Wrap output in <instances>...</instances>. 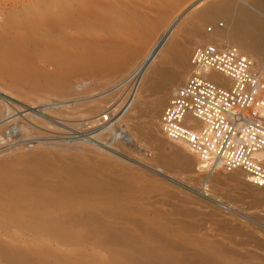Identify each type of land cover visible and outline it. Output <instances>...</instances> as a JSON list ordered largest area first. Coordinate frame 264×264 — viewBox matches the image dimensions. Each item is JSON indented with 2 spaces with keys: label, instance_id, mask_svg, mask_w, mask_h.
Here are the masks:
<instances>
[{
  "label": "bare ground",
  "instance_id": "obj_1",
  "mask_svg": "<svg viewBox=\"0 0 264 264\" xmlns=\"http://www.w3.org/2000/svg\"><path fill=\"white\" fill-rule=\"evenodd\" d=\"M145 1L146 0H144V2ZM147 1H148V5L144 6V5L140 4V2L143 3V0H137V1H134V0H43V1H40V4H37L36 7L23 6V7L19 8L18 12H15V13H17V15H18V13H20L21 18L23 17V20L21 19L22 22H21L20 26L17 27V30L16 31L13 30L12 32L2 30L3 32L2 31L0 32V81H1V77H4L3 78L4 80H5V78H7V80H9V82L20 83V84L22 83V84H24V86L30 87V88H32V87L36 88V87H38V86L40 87L42 85L41 87H45L44 88L45 90L46 89L50 90V91L56 93L57 95L61 94L60 96H62L63 93H65L68 89L71 88V85L74 82V79L76 80L78 74H76V76H75L76 78H75L74 72L77 71L78 69H81V70L83 69L82 70L83 73H84V71L88 72V74L86 73V75L91 76L90 73H92L94 71L96 72V67H97L96 65L106 66V69H107V67H109V69L112 68L111 69L112 71L110 70L111 72H113V69L118 68L124 64L130 65L131 62L133 63V61L134 60L136 61V59H137V55H138V54H136L137 50H139V48H140L139 51H142L141 47L143 46V48H144V44L146 45V42L144 44L141 43L142 46H140L139 48L137 47L138 49L135 47L137 50L134 49V47L127 42L128 37H130V34H134L137 31H139V32L142 31L141 34L139 33L140 35L137 32L138 37L134 35V37L138 38V39L136 38L137 39L136 44H137L138 40L141 38L143 40L144 39L148 40L150 34L152 35V32L154 31L153 27L156 28L158 25L160 26L161 25L160 23H162L164 21V19L166 18V16H168L167 15L168 12L169 11L171 12V10L175 11L176 7L178 5H180V3L183 0H147ZM249 2L253 8V10H251V11H249L247 9H246L247 11H245L243 8H241L243 6L240 7L238 5H235V3L232 0H218L215 3L213 2L214 4H211L209 6L201 8L189 20V23L187 24V26L180 31V33L186 37V38H183V37H181V38L185 39L184 42H187V43L189 40H191V41H189V44H191V45H192L191 42L194 39H196L197 42H200L198 40H201V39H208L207 41L210 44L208 43V44H203V45H215L217 47H218V45H216L217 44L216 38L225 40V42H227L226 44H228L227 45L228 47L230 46L229 44H231L232 46H230V47L236 48L241 54L246 56L251 62L252 61L255 62V63L252 62L254 65V70L258 71L259 73H264V70L260 69L257 66L261 60H264V16L262 15V12L264 11V2L261 0H249ZM183 4L184 3H182V5ZM138 6H139V8H135ZM200 6H201L200 1L193 5V7H195V8H198ZM139 9H140V11L141 10H143V11L146 10L145 12L149 11L148 13H150V10H152V12L155 13V16L152 19H150L148 17L150 20H147L148 18L147 17H146L147 19L145 18V16H147V15L143 14V12H140ZM14 11H15V9H14ZM15 13H13V14H15ZM6 15H5V17H6ZM17 15H16V17H18ZM9 17L11 18V16H9ZM12 18L10 21H13ZM218 20L224 21V24H225V25H223L224 28L219 29V28L215 27L212 35H209L207 37V35L209 33L208 32L205 35L207 38H203L204 35L203 34H202L203 36L201 35V31L199 32L198 26L203 25V24H209V25L215 24V22H217ZM1 21H2V19H1ZM14 21H16L15 18H14ZM4 22H7L8 24H10L9 20L7 21V18L4 20ZM16 23H17V21H16ZM0 24H2V23H0ZM4 28H5V26H4ZM211 28L212 27H210V29ZM115 30L117 31L116 33H115ZM155 32H156V30H155ZM155 32H153V33H155ZM119 34H121L122 37H120ZM209 34H211V32ZM151 37H154V36H151ZM187 38L189 39L188 41H186ZM132 39L134 40V38H132ZM132 39L130 41H132ZM179 39H180V36H179ZM182 42H183V40H182ZM167 43H168V41H167ZM167 43L165 42V44L162 46V49L159 51L160 52L159 55L153 61L151 59L154 56L151 59H149V62H147L146 65L142 66L141 68L139 67L140 71H143L142 72L143 74H141L142 76L140 75V77H139L140 80H139V83H137L138 86L136 88V90H137V92H135L136 94L138 93L139 89L140 90L142 89L143 91H148V93L150 92L149 94L153 93L155 95H156V93L158 95V92L166 93L169 89H171L172 93L170 91H168L171 93V95L169 97V99H170L173 96V94L175 93L176 89L180 86V85H178V83L181 82L182 80H184V77L186 76L185 74L188 73L185 71H187L189 69L188 76L190 75V67H189V65H186L187 62L185 63V60H186L185 54L183 53V51H181V47H183V46H181V44L178 43L180 45L179 46L180 48H179L177 46V44H175V42H171L168 44ZM187 43H186V45L188 47L189 44H187ZM160 45H161V43H160ZM137 46H139V45H137ZM200 46H202V45H200ZM140 55H141V53H140ZM140 55H138L140 58H139V60L137 59L138 62L136 63V66L134 67L133 71L136 68L138 69L137 66H138L140 59L142 57V55L141 56ZM37 59L38 60L42 59V60L47 61V65L49 67L52 66V68L55 69L56 73L53 76H50V74L48 76V74H47L48 72H46L47 70L44 71L45 69L42 70L39 67H38L39 69H35V70L31 69L30 65H35L33 63H35V61ZM85 62H87V63H85ZM168 63L174 65L173 66L174 70L173 69L172 70L167 69ZM125 67H127V66H125ZM101 68L103 69V67H101ZM104 70L105 69L102 70L103 73H105ZM45 72L47 75L45 74ZM99 72L100 71H98V73ZM119 72H120V70H119ZM51 73H53V72H51ZM115 73H116V71H115ZM128 75H127V77H128ZM79 76H78V78H80ZM92 76H93V73H92ZM98 76L99 75H97V78H100ZM100 76H102V75H100ZM108 76H109V74H108ZM188 76H186V77L188 78ZM105 77H106V75H105ZM127 77L125 79H123L122 83L126 84ZM208 77L211 81L220 84L222 87H229L230 86V82L227 79H225L222 76L215 74L211 71L208 72ZM78 78H77V80L79 82H81ZM83 78H84V76L82 77V79ZM95 78H96V76H95ZM97 78H96V80H97ZM102 78L104 80V75L102 76ZM91 80L89 79L86 81L89 82ZM106 80H109V79H107V77H106ZM38 81H40V82H38ZM98 81H99V79H98ZM133 81H134V79H133ZM1 82H3V80ZM94 82H95V80H94ZM130 82H132V81H130ZM85 83H83V82H82V84L75 83L76 84L75 90L77 92H76V95L75 94H73V95H75L77 97L84 96L85 98H87L86 95L91 94V89H96L98 86L97 85L95 88L94 87L88 88V86L87 87L85 86ZM6 86H8V85H6ZM14 86L18 87L19 84L14 85ZM100 86L101 85L99 84L98 87H100ZM20 88H22V87L20 86ZM23 88H25V87H23ZM97 89H99V88H97ZM119 91H120V89H119ZM45 93H47V91ZM69 93H70V91H69ZM15 94H16V92L14 93V95ZM43 94H42V96H43ZM21 95H23V93ZM37 95H38V93H37ZM37 95H35V96L38 97ZM47 95L48 94H46V96ZM115 95H117V94H115ZM155 95H152V96H155ZM163 95H169V94H163ZM16 96H17V94H16ZM46 96L44 95L43 97L46 98ZM65 96H66V94H65ZM65 96L63 94L64 98H62V99H64V100L66 99V101H67L68 100L67 98H69V97H65ZM88 96L90 97V95H88ZM146 96L149 97L150 95H146ZM152 96H150V97H152ZM43 97L40 100H43ZM47 97H50V96H47ZM143 98H145V97H143ZM55 99H57V97ZM55 99H53V101ZM38 100H36V102ZM78 100H80V99H78ZM87 100H88V98H87ZM99 100L100 99H98V101ZM160 100H161V98H160ZM1 101L2 100H0V150H2L4 147L5 148L10 147L11 149H16L19 147L18 150L23 149V151H24V149H25V151H27L28 153L25 154L26 152L24 153V152L20 151L21 153H24L23 159H21V161L16 164V166L13 168L14 170L12 169L11 172L6 171V170L4 172L0 171V264H95L92 262L95 259V258L93 259V257H95V255L94 256L92 255L93 257L87 256V254H84L82 251H80V249L79 250H77V249L72 250V251H70V254H66L65 251L62 249L64 247H66V245L69 246V244H67V242H69L70 238H72L71 236L74 235L73 233L77 232V231H80L82 238H83V236L84 237L88 236V239L91 236H93L92 238H94V239H95V237L100 238V239H98V238H96V239L98 241H100V243L102 241V243L105 246L109 245L107 248H110L111 246H115L114 248L118 247L117 249H119V247H121L120 249H121V251H123L122 247H124V248L128 249L126 251L132 250L135 252V254H136V251H139L142 255L141 260H138V261L133 260L134 262H131L132 260L129 261V259L125 258L126 252L124 253L125 255H123L122 252L120 251V249H119L120 252L119 251L116 252L115 251L116 249L113 248L114 251L113 252L111 251L108 253L107 259H108V261L115 262V264H221V262H219L218 260H215L218 257V255L220 256V254H218L217 257L215 258L214 255L216 253L213 254L214 252L213 253L210 252V251H212L210 248H212L211 245L214 243L213 241H212L213 243L210 244V246H209L210 248L207 246L210 249V251H206L208 248L205 250L204 246L201 247V250H203V248H204L205 252H202L200 249H199L200 251H197L198 249L197 250L194 249V251L184 249L183 250L184 252H181V253H183V255L180 254L181 255L180 258L174 257L173 252L175 249H177L179 247H186V246L189 247L191 242H189V240L186 238L179 239L180 236L178 237L177 233L173 232V229L170 230L169 226H168V229L170 231L168 232L165 229V228H167V226L162 227L163 225L161 226L159 224H153V223H152L153 225L148 224L147 221H149L151 218L149 220L146 219L147 217L145 216V213H144L145 211H142V209L140 207L139 208L137 206L135 207L134 204H131L130 202H128L129 197L132 194V192H131L133 190L132 186L129 189V186L124 184V182H123L124 179H123V181L118 182L117 180L115 181L113 179H110L109 178L110 176H107L108 174L105 175L108 178L105 177L103 179H102V176H100L101 179L95 178V176H92L93 174H90L89 170L87 169L88 167L86 168V165L84 164V162L80 160V158H81L80 156L81 155L83 156L85 154H81L80 156L77 155L78 157H80L79 159H77L76 155L71 156L70 154H68L69 156L67 157L65 162H63V160H58V157H56L55 155H52L50 153L51 151H49V147H53L52 145H54V144L49 143V142L46 143V142H44L45 140H43V141L40 140V141H38L39 142L38 143L35 140L36 138H33L31 134L23 132L22 125L20 124V122H18L16 119H14L13 116L11 115V110H10L9 106L6 105L3 101L2 102ZM49 101H51V100H49ZM49 101H47V102H49ZM58 101H62V100H60L58 98ZM70 101L71 100H69V102ZM72 101H73V98H72ZM82 101H83V99H82ZM92 101H90V103ZM14 102L16 103L15 100H14ZM39 102L40 101H38V103ZM79 102H81V101H78V104L81 105V103H79ZM93 102L95 103V101H93ZM35 103H33V104H35ZM38 103H37V105H38ZM46 103H45V105H46ZM67 103H68V101H67ZM72 103L74 104V102H72ZM157 103L159 105L160 102H157ZM41 104H42V101H41ZM101 104H104V103L102 102ZM142 104H144V103H142ZM85 105H87V104H85ZM153 105H155V102L153 103ZM31 106H33V105L31 104ZM49 106L51 108V105H49ZM72 106H71V109H72ZM82 106L83 105H81L79 108H81ZM94 106H96V105H94ZM135 106H136V104H135ZM149 106H151V105H149ZM24 107H25V109L27 108L29 110H33V109H30L31 107H28V106H24ZM57 107L58 108H56V106H55L54 108H55V110L57 109L58 111H55L54 109L53 110L56 113H58L60 117H63L65 119L66 118L68 119L69 117H71L70 113H66V112H68L67 109L65 111V109H63L64 107L60 108V105ZM83 107H85V106H83ZM83 107H82V109H83ZM159 107H160V105H159ZM18 108H19V111H23V112L27 111L24 108L23 109L20 107H18ZM32 108H34V107H32ZM39 108H41V107H39ZM45 108L43 107L41 109H45ZM79 108L76 105L74 112H76V109L79 110ZM144 108H147V107H144ZM152 108H154V107H152ZM71 109H70V111H71ZM85 110H88V111H86L87 118L89 120H91L92 119L91 116L95 113L92 112L93 111L92 109H91L92 111L90 110V107H89V109L84 108V110H82V111H85ZM147 111L150 112L151 110H147ZM98 112H99V110H98ZM78 113H80V112H78ZM78 113H76V115ZM151 113H149L147 116L149 117V115ZM84 114H85V112H84ZM156 115H157V112L155 111L154 116H156ZM93 116H95V115H93ZM69 119H71V121L74 120V118H69ZM79 119L81 120V118H79ZM82 120H85V119H82ZM99 121L101 122V119H99L97 121L91 120L88 123H86V125L87 126L90 124L92 125V124H95ZM138 125L139 124H137V126ZM147 125L149 126L148 123H147ZM118 126H120V125H118ZM151 126H153V125L151 124ZM71 127H70V129H71ZM80 127L81 126H79V128ZM82 127H81V129H82ZM158 127H159V120H158ZM136 128L137 129H133V130H137V131L142 130V128L140 130H138V127H136ZM63 129H65V128H63ZM119 130H122V129L119 128ZM158 130L161 133L160 128ZM137 131H135V132H137ZM113 132H115V130ZM113 132L111 131L110 133H113ZM121 132L125 133V130H123ZM99 134H100L99 137L101 138V136L105 137V135L109 134V133L104 132L102 130V132L100 131ZM154 134L152 136H154ZM161 135L163 136L162 133H161ZM152 136L151 137L143 136V137H144L145 141H147V138L150 141L156 140ZM109 138L110 137H108L107 139L109 140ZM120 138H122L121 135H120ZM158 138H157V141H159ZM163 138L166 140V138L164 136H163ZM94 139H95V137H94ZM56 141H58V140H56ZM111 141H113V140H111ZM155 142L153 141L152 143H155ZM167 142H169V141L167 140ZM34 143H37V144L35 145ZM162 143L163 142L161 140V144ZM169 143H171V142H169ZM50 144H52V145H50ZM158 144H160V143L158 142ZM172 144H180V143H172ZM56 145H57V143L55 144V146ZM66 145H68V143ZM76 145H78V143ZM87 145H89V144H87ZM180 145L187 148L184 144H180ZM45 146H47V147H45ZM60 146H61V144L59 145V147ZM155 146H156V144H155ZM160 146L157 148H160ZM39 147H40V149H39ZM77 147H79V146H77ZM36 148H38L39 150H36ZM72 148H76V147L73 146ZM80 148H82V147H79V149ZM157 148H155V150ZM28 149L29 150L31 149V151L29 152ZM57 149H59V148L56 147V150ZM77 149H74V150H77ZM51 150H53V149H51ZM157 150L160 151V149H157ZM176 150H180V149H176ZM187 150L189 151V153L193 157H195V155H193V153L188 148H187ZM158 151H157V153H159ZM89 152L91 153V151H89ZM89 152L87 155H91V154H89ZM172 152L170 153V155L168 154L165 157L166 164L168 163L171 168L173 166H175L176 168L178 167L179 169H182V170H189L191 168V165H192L191 161H189V159L186 157L185 154L182 153L181 150L180 151L173 150ZM1 153H0V155H1V157H3L2 159H4V157L7 155L2 156ZM13 153H15V152L13 151ZM159 154H161V153H159ZM13 155L14 154L10 155V157L11 156L13 157ZM94 156L97 157V155H94ZM94 156L92 157V159L95 160L96 157H94ZM160 156H158V157H160ZM15 157H16V155H15ZM88 157H90V156H88ZM88 157H87V159H89ZM158 157L156 155L157 159H158ZM7 158H6V160H7ZM13 159H11V160H13ZM92 159L90 158V160L88 162H90ZM98 159H99V157H98ZM195 159H196V163L198 165L197 169H201L203 171H208V173H210V175H212L213 171H215L216 169H220V167L218 165L213 166V167H201L200 163L198 162L196 157H195ZM8 160L6 162H10V160L9 161ZM94 160H92V161H94ZM158 161H159V159L157 160V164H158ZM13 163L14 162L12 161V164ZM161 163H163V161H161ZM91 164H90V166H91ZM163 164H165V162ZM166 164H165V167H166ZM106 165H107V163H106ZM93 166H94V164L92 165V167ZM99 166H101V168ZM99 166H98V169L99 168L102 169V165L100 164ZM94 170H96L94 172L97 173V169H94ZM111 172H112V170H111ZM111 172H109L111 175L115 174L114 170H113L114 173L112 172L113 174ZM120 172H121V169H120ZM225 174H228V173H225ZM126 175L129 176L128 174H126ZM228 175L229 176L226 179L216 178L215 182L216 183L221 182V184H224L221 180H224V182H228L231 184H238V183H240V181H243L242 184H244V181L247 182L246 179L244 178V175L240 172L235 171V172L229 173ZM114 178H117V177L114 176ZM128 179H130V178H128ZM221 184L218 183V185H221ZM224 186H226V185L224 184ZM249 186L251 188L258 189V187H255L253 185L249 184ZM148 187L152 188L153 186L148 185ZM146 188H147V186H146ZM242 190H244V189H242ZM135 193H137V192H135ZM169 194L171 195L170 192H169ZM156 196H154V198ZM166 198L169 199L168 196ZM150 199H152V198H150ZM156 200H157V198H156ZM139 201H141V199H139ZM160 202H161V200H160ZM162 202L161 203L163 205L164 201H162ZM155 203L158 204L159 200H158V202H155ZM152 205H153V203H152ZM143 206H146V204ZM148 207L149 206H147V208ZM147 210H149V209H147ZM158 211H159V209H158ZM158 211H156V210L154 211L155 215H157L156 212H158ZM154 212H152V213L154 214ZM184 213H187V212L184 211ZM146 214H147V212H146ZM160 214H158V215H160ZM173 214H174V212H173ZM163 216H164V214H163ZM165 216H166V214H165ZM171 216H172V213H171ZM188 216H191V215H188ZM193 216L194 215H192V217ZM193 218H195V217H193ZM191 221H192V219H191ZM149 222H153V221L150 220ZM193 222H195V221H193ZM184 223H188V222H184ZM169 224L173 225V223H171V222ZM169 224H167V225H169ZM179 225L181 226L182 224H179V222H178L177 226H179ZM183 226L184 227L181 226L182 231L186 232V231H184L186 228L185 227L186 224H184ZM193 226H191V228ZM189 227H187V228H189ZM189 230L190 229H188L187 231H189ZM257 232H262V230L257 231ZM246 234L247 235H252V234L255 235V233H251V231H250V233H246ZM142 236L143 237L146 236L145 238L146 239L148 238L147 241H149L151 239L150 241L152 243L158 242L159 244H161L160 248H162L164 251H166L167 254L164 256H160L158 254L159 255L158 256V255H156L157 253L156 254L154 253L155 250L152 251L153 249H151V251H149L150 250V249H148L149 247H146V249H148V250H145V248H143L144 246L143 247L141 246L143 242L140 243V241H139L140 240L139 238H143ZM86 239H87V237H86ZM86 239H84V240H86ZM146 239H144V240L146 241ZM73 240H75V239H73ZM80 240H81V238H80ZM197 240H195V241H197ZM77 242H80V241H77ZM92 242H95V241L93 240ZM199 242H201V241H199ZM199 242H198V244L196 243L197 246L199 245ZM203 243H204V241H203ZM216 243H218V242H216ZM73 244H75V242ZM92 244L94 245L95 243H92ZM193 244L195 245V243H193ZM262 244H261V246H259L260 245L259 244L257 248L263 247ZM214 245H215V243H214ZM218 245L219 244H217V246ZM222 245H223V243H222ZM205 247H206V245H205ZM95 248H97V247L95 246ZM213 248H215V246H213ZM100 249H101V247H100ZM156 249H157V247H156ZM219 249H221V248H219ZM105 250L107 251V249H105ZM179 250H180V248H179ZM157 251H160V250H157ZM175 251H177V250H175ZM219 251H221V250H219ZM258 251H260V250H258ZM230 253H231V251H230ZM104 254H105V252H104ZM231 254H234V252ZM231 254H230V258H231ZM238 254L240 255V253H237V256H239ZM223 255H222L223 257L222 256H220V257L224 258L225 253H223ZM235 255H236V252H235ZM237 256H235L236 259L240 260V258ZM126 257H129V254H128V256L126 255ZM242 257H244V256H241V259H242ZM251 257H253V256H251ZM139 258H141V257H139ZM133 259H135V258H133ZM248 259H244V260L249 261ZM252 259L250 258V260H252ZM220 260H221V258H220ZM221 261H223V260H221ZM224 261H225V259H224ZM240 261H242V260H240ZM109 263H111V262H109ZM245 263L249 264V262H246V261H245ZM96 264H97V262H96ZM222 264H238V263L234 262L232 260H227V261L223 262ZM253 264H264V256L254 255Z\"/></svg>",
  "mask_w": 264,
  "mask_h": 264
},
{
  "label": "rangeland",
  "instance_id": "obj_2",
  "mask_svg": "<svg viewBox=\"0 0 264 264\" xmlns=\"http://www.w3.org/2000/svg\"><path fill=\"white\" fill-rule=\"evenodd\" d=\"M40 1H43V0H0V14H1L0 15V23H2V24H0V28H1L0 32L2 30L8 31V32L9 31L12 32L13 30L16 31L17 27L20 26V24L22 22L21 19L23 20V17L21 18V14L18 13V15H17V13H15V12H18L19 8H21L23 6L36 7L37 4H40ZM134 1H137V0H134ZM199 1L201 3L202 7L201 6L198 8L193 7V5ZM217 1L218 0H183L180 3V5H178L179 7L178 6L176 7L177 10L175 9V11L171 10V12L170 11L168 12V14H167L168 16H166V18L163 21L164 23L163 22L160 23L161 25L160 26L158 25L156 28L153 27L154 28L153 32H155V30H156V32L155 33L152 32V35L150 34V36L148 38L149 41L146 39L143 40L141 38L138 40V42L136 44V41L138 39L137 38L138 37L137 32H138V34L139 33L141 34L142 31L141 32L137 31L134 34H130V37H128L127 42L129 44H131L134 47V49H136L137 47L139 48L140 46H142V44H144L146 42V45L144 44V48H143V46L141 47L142 51H139L140 48H139V50H137L138 48L136 49L137 52L135 51L136 54L140 55V53H141V55H142L140 62L137 66L139 70L136 68L135 69L136 71L135 70L133 71L134 67L136 66V63L138 62L137 59L139 60V58H140L137 55L136 61L134 60L133 63L132 62L130 63V65L124 64V65L120 66L121 68L120 67L115 68L116 70L113 69V72H111L112 68L109 69V67H107V69H106V66H100V65H96L97 66L96 72L95 71L92 72L93 76H92V73H90L91 76L90 75L87 76L86 73L88 74V72L84 71V73H83V71H82L83 69L82 70L78 69L77 70L78 72L75 71L74 77L76 76V74H78V76L80 75L79 76L80 78H78V76H77V78L81 82H79L77 80V78L75 77L76 80L74 79V82L72 83L71 88L68 89L65 93H63L64 96L66 94L65 97L70 98V99L67 98L68 103H67L66 99L65 100L62 99V98H64L63 94H62V96H60L61 94L57 95L56 93H54L50 90H47V89L45 90L44 89L45 87H41L42 85L40 87L38 86L36 88L32 87L33 88L32 89L30 87L24 86V84H22V83L20 84V83L9 82V80H7V78H5V80H4L3 79L4 77H1V81L3 80V82L8 86H6L3 82L0 81V100H2L6 105L9 106V108L11 110V115L13 116L14 119H16L18 122H20V124L22 125L23 132L31 134L33 138H36L35 140L37 142L40 140H42V141L45 140L44 142H46V143L49 142V143L54 144V145L50 144L53 147H49L48 145L47 146L49 147V151H51L50 153L52 155H55L56 157H58V160H63V162H65L67 157L69 156L68 154H70L71 156L72 155L80 156L81 154H85L83 156L81 155L80 156L81 158L77 156V159L80 158V160L84 162V164L86 165V168L88 167L87 169L89 170L90 174H93L92 176H95V178H99V179H101L100 176H102V179L107 177V176H110L109 177L110 179H113L115 181L117 180L118 182H121L124 179L123 182H124V184L129 186V189L132 186L133 190L131 191L132 194L130 195L128 202H130L131 204H134L135 207L136 206L138 208L140 207L142 209V211H145L144 213H145V216L147 217L146 219L149 220L151 218L150 220L153 221V222H149L150 220L147 221L148 224L153 223V224H159L161 226L163 225L162 227L167 226V228H165L166 231L169 232L171 229H173V232L177 233L178 237L180 236L179 239L186 238L189 240V242H191L189 247L188 246L179 247L180 250H179V248L175 249L179 253L174 250V252H173L174 257L180 258L181 257L180 254L183 255V253H181V252H184L183 251L184 249L191 250V251H194V249L195 250L198 249L197 251H200L201 247L204 246V248L206 250L210 246V244H212L214 242L215 245H214V243L212 245L215 246V248H213V246L211 245L212 248H210V247L209 248L212 251H210L209 248H208L209 250L207 249L206 251H210L212 253L214 252L213 254L216 253L214 255L215 258L217 257L218 254H220V256H222L223 253H225L224 258H222L224 255L222 257H220L218 255V257L215 259V260H218L219 262H221V264L227 260H232L234 262H237L238 264H243V263L248 264V263H245V261L249 262V264H253L254 255L264 256V192H262L260 189L251 188L249 186V183H247L245 181H244V184H242L243 181H240V183H238V184H231L228 182H224V180H221L226 186H224V184H221V182L216 183L215 182L216 178L226 179L229 175L223 173L220 169H216L215 171H213L212 175H210V173H208V171H203L201 169H197L198 165L196 163V159H195V157H193L189 153L187 148L183 147L180 144L169 143V142H167V140H165L163 138V136L161 135V133L158 130L159 129V127H158V120L159 119L158 118H160L162 110H163L164 106L166 105L167 101L169 100V97L172 93L171 89L168 90L171 93L168 91H167L168 93L167 92L166 93L158 92V95H157V93H156V95L151 93L152 95H155V96H152L151 94H149L150 92L148 93V91H143L142 89L141 90L139 89L137 94L135 93V92H137L136 88L138 86L137 83H139V80H140L139 77L141 74H143L142 73L143 71H140V68L142 66L146 65V63L149 62V59H151L153 56L154 57L151 59L152 61L159 55V53H160L159 51L162 49V46L165 44V42L166 43H167V41H168V43L175 42V44H177L178 47L180 46L178 43H180L181 46L184 47V48L181 47V51H183V53L185 54V59L187 60V61L185 60V63L187 62L186 65H189V59H190L191 53L194 50V48H196L200 45L209 43L207 41L208 39L198 40L200 42H197V40L194 39L191 42L192 43V45H191V44H189V41H191V40H189L188 38L186 40V41L189 40L188 43L184 42L185 39H182L181 37H183V38H186V37L183 36L180 33V31L187 26V24L189 23V20L194 16V14L198 10H200L203 7L214 4ZM232 1L235 3V5H238L240 7L243 6L241 8H243L245 11L253 10L249 0H232ZM261 1L264 2V0H261ZM182 3H184V4L182 5ZM140 4L146 6V5H148V1L146 0L144 2V0H143V3L140 2ZM135 8H139V6L135 7ZM14 9H15V11H14ZM140 9H139V11H140ZM145 11H143V10L140 11V12H143V14L147 15V16L144 15L145 18L149 17L150 19H152L155 16V13L152 12V10H150V13H148L149 12L148 10H147L148 12H145ZM13 13H15V14H13ZM5 15H6V17H5ZM8 15L11 16V18L13 17L12 18L13 21H10L11 18ZM16 15L18 17H16ZM262 15L264 16V11L262 12ZM6 18H7V21L9 20L10 24H8L7 22H4V20ZM14 18L18 24L16 23V21H14ZM149 18L147 20H150ZM1 19H2V21H1ZM5 24L6 25L8 24L9 26L8 25L6 26ZM183 24L184 25L186 24V25L184 26ZM3 25L5 26V28ZM223 25H225L224 21L218 20L217 22H215V24L199 25L198 29H199V32L201 31V35L202 34L204 35V36L202 35L203 38H207L209 35H212L215 27H217L219 29H223L224 28ZM210 27H212L211 28L212 30L210 29ZM116 32L117 31L115 30V33ZM208 32L209 33L211 32V34H209ZM207 33H208V35L206 37L205 35ZM134 35L137 37H134ZM119 36L122 37L121 34H119ZM151 36H154V37H151ZM179 36H180V39H179ZM132 38H134V40ZM131 39H132V41H130ZM181 39L183 40V42ZM160 43H161V45H160ZM186 43L189 44L188 47H187ZM216 43H217L216 45H218L219 48L224 49L225 47L226 48L228 47L227 46L228 44H226L227 42H225V40L216 38ZM137 45H139V46H137ZM229 45L232 46L231 44H229ZM85 63H87V62H85ZM253 63H255V62H253ZM33 64H35V65H30L31 67L29 66L31 69H33V70L39 69V68L42 70L45 69L44 71L47 70L46 72H48L47 73L48 76H49V74H50V76H53L56 73L55 69H53L52 66L49 67L47 65V61H45V60H42V59L38 60L37 59L35 61V63H33ZM168 64H167V69H169V70L173 69L174 70V68H173L174 65L169 64L170 65L169 66ZM125 66H127V67H125ZM257 66L260 69L264 70V60H261ZM101 67H103V69H105L104 70L105 73L102 72L103 69ZM119 70H120V72H119ZM98 71H100L101 73L100 72L98 73ZM115 71H116V73H115ZM46 72H45V74H46ZM51 72H53V73H51ZM185 72H188L185 74L186 76H188L189 69ZM108 74H109V76H108ZM97 75H99L98 77H100V78H97ZM100 75H102V76L104 75V80L106 82L103 80L102 76H100ZM105 75H106L107 79H109V80H106ZM127 75H128V77H127ZM83 76H84V78L82 79ZM95 76H96L97 80H96ZM125 76L127 77L126 84L122 83L123 79L126 78ZM186 76L184 77V80H182L181 82L178 83V85H182L185 82V79L187 78ZM89 79L90 80L92 79V80L87 82L86 80H89ZM98 79H99V81H98ZM133 79H134V81H133ZM94 80H95V82H94ZM40 81H38V82H40ZM130 81H132V82H130ZM82 82L83 83L86 82L85 86L86 87L88 86V88H91V87L95 88L97 85L98 86H99V84L101 85L100 87L97 86V88H99V89H97V88L91 89V94H88V95H90V97L88 95H86L89 101L84 96H79V97L75 96L76 92H77L75 90V86H76L75 83L82 84ZM18 84H19L18 87L14 86V85H18ZM20 86L22 88H20ZM23 87H25V88H23ZM119 89H120V91H119ZM14 91L16 92L17 96H16V94L14 95V93H15ZM46 91H47V93H45ZM69 91H70V93H69ZM140 91L142 93L143 92L144 93L142 94ZM21 92L23 93V95H21L22 94ZM37 93H38V95H37ZM41 93L42 94L44 93L43 96L44 95L46 96V94H48L47 96H50L51 98L46 96L47 99L49 98L47 100L45 97L42 96ZM73 94H75V95H73ZM115 94H117V95H115ZM163 94H169V95H163ZM35 95H37L38 97H36ZM146 95H150L152 97H150V96L147 97ZM42 97H43V100H40V99H42ZM56 97H57V99H55ZM71 97L73 98V101H72ZM143 97H145V98H143ZM58 98L62 101H58ZM77 98L80 100H78ZM160 98H161V100H160ZM53 99H55V100L53 101ZM82 99H83V101H82ZM98 99H100L101 101L100 100L98 101ZM14 100L16 101V103L14 102ZM36 100L40 101L39 102L40 104L38 103V101L36 102ZM49 100H51V101H49ZM69 100H71V101L69 102ZM92 100L95 101L96 104ZM41 101H42V104H41ZM47 101H49V102H47ZM78 101H81L79 103H81V105L85 106V107L82 106L83 109H82V107L79 108L81 105L78 104ZM90 101H92V102L90 103ZM72 102H74V104ZM102 102L104 104H101ZM152 102L153 103L155 102V105H153ZM157 102L161 103V104L159 103L161 108L159 107ZM30 103L33 106H31ZM33 103H35L36 105ZM37 103L39 106L37 105ZM45 103H46V105H45ZM84 103L87 105H85ZM142 103H144V104H142ZM48 104L51 105V108ZM93 104L96 106H94ZM135 104H136V106H135ZM59 105H60V108L64 107L63 109H65V111L67 109L68 112H66V113L71 114V117H69V118H74V120L71 121V119H69V118L65 119L63 117H60L59 114L55 112L58 110L57 109L55 110V108H54L55 106H56V108H58L57 106H59ZM76 105L79 108V110L76 109V112H74ZM149 105H151V106H149ZM24 106L31 107L30 109H33V110H29L27 108L25 109ZM71 106H72V109H71ZM143 106L147 107V108H144ZM18 107H20L22 109L24 108L27 111H24V112L19 111ZM32 107H34V108H32ZM39 107H41V108L46 107V108L41 109ZM89 107H90V110L92 109L93 111L92 110L91 111L95 113V114H93L95 116H93V115L91 116L92 117L91 120L97 121V120L101 119V122L99 121V122L92 124V125L91 124L88 126L86 125V123H88L91 120H89L87 118L86 111H88V110H85V111H82V110H84V108L89 109ZM152 107H154L155 109ZM69 108L71 109L72 112L70 111ZM98 110H99V112H98ZM147 110H151V111L149 112ZM155 111L157 112L158 116L157 115L156 116L158 118L156 116H154ZM78 112H80V113H78ZM84 112H85V114H84ZM76 113H78V114L76 115ZM149 113H151V114L148 117L147 115ZM79 118H81V120ZM82 119H85V120H82ZM75 120L76 121L78 120V121L76 122ZM147 123L149 124V126L147 125ZM137 124H139V125L137 126ZM151 124L153 126H151ZM118 125H120V126H118ZM79 126H81V127L83 126L82 129H81V127L79 128ZM70 127H71V129H70ZM136 127H138V130H140L141 128H142V130H140V131L133 130V129H137ZM63 128H65V129H63ZM119 128L122 130H119ZM102 130L104 132H108L110 135L106 134L105 137L101 136V138H100L99 133H100V131L102 132ZM110 130L112 132L115 130L116 133L115 132L110 133L111 132ZM123 130H125V133L121 132ZM135 131H137V132H135ZM153 134H154V136H152ZM120 135L122 138H120ZM150 135L154 139H156V140H151V141L152 142L156 141L157 143L156 142L152 143L150 140H148V138H147V141H145L143 136L151 137ZM94 137H95V139H94ZM106 137L107 138L110 137L111 139L109 138V140H108ZM156 137L158 138L159 141H157ZM56 140H58V141H56ZM111 140H113V141H111ZM161 140L163 142L162 144H161ZM158 142L160 144H158ZM56 143H57V145L55 146ZM67 143H68V145H66ZM77 143H78V145H76ZM34 144L36 145L37 143H34ZM60 144L62 147L61 146L59 147ZM87 144H89V145H87ZM155 144H156V146H155ZM70 145L72 147L74 146L76 148H72ZM47 146H45V147H47ZM77 146L82 147L83 149L82 148L79 149V147H77ZM159 146H160V148H157ZM56 147L59 149L61 148L60 149L61 151L59 149H57L58 150L57 151ZM4 148L2 150H0V153L2 152L1 153L2 156L3 155L4 156L7 155V156L4 157V159H5L4 160V159H2L3 157H1V155H0V162H1L0 163L1 164L0 165V171L4 172L6 170V171L11 172V170L16 166V164L18 162H20L21 159H23L24 153L26 152L25 154H27L28 152L25 151V149H24V151H23V149L18 150L19 147L16 149H11L10 147H6L5 149ZM155 148L160 149V151H158L157 149L156 150L161 154L157 153ZM39 149H40V147H39ZM39 149L36 148V150H39ZM51 149H53V150H51ZM74 149H77V150H74ZM176 149H180L182 151V153L186 155V157L189 159V161H191L192 165H191V168L189 170H182V169H179L178 167H177L178 168L177 169L175 166H173L171 168L168 163H167L168 165L166 164L165 157L168 154L170 155V153L173 150L180 151V150H176ZM13 151L15 153H13ZM20 151L24 152V153H21ZM30 151H31V149L29 150V152ZM89 151H91V153ZM88 152L92 156L87 155ZM11 153L14 154L13 157L11 156L12 158L10 157V155H12ZM93 154L97 155V157L94 156ZM15 155H16V157H15ZM156 155H157V157L160 155L163 157V158L161 156L158 157V159H159L158 164H157L158 159L156 158ZM88 156H90V157H88ZM93 156L96 157L95 160L92 159ZM87 157L89 159H87ZM98 157H99V159H98ZM6 158H7V160L9 159L10 162H6L7 161ZM90 158L94 161L91 160L92 162L91 161L88 162L90 160ZM11 159H13V160H11ZM12 161L14 162L13 164H12ZM161 161H163V163L165 162L166 167H165V164L161 163ZM106 163H107V165H106ZM90 164H91V166H90ZM93 164H94V166L92 167ZM100 164L102 165V169H100L101 168V166H99ZM98 166L100 167L99 168L100 170L98 169ZM94 169H97V173L94 172V171H96ZM120 169H121V172H120ZM111 170H112V172H113V170L115 171L114 175H111L109 173V172H111ZM126 174H128L129 176H127ZM105 175H107V176H105ZM114 176H116L117 178H114ZM128 178H130V179H128ZM218 183L221 185H218ZM148 185L153 186V187L152 188L148 187ZM146 186L148 189L146 188ZM242 189H244V190H242ZM135 192H137V193H135ZM169 192L171 193V195L169 194ZM154 196H156V197L154 198ZM167 196L169 197V199L166 198ZM132 197L133 198L135 197L134 198L135 200ZM150 198H152V199H150ZM156 198H157V200H156ZM139 199H141V201H139ZM158 200H159V203L158 204L155 203V202H158ZM160 200H161V202L164 201L163 205H162L163 202L161 203ZM144 203L146 204V206H143V205H145ZM152 203H153V205H152ZM147 206H149V207L147 208ZM152 207L156 211H158V209H159V211L156 212L157 215H155V212H154L155 210ZM147 209H149V210H147ZM184 211L187 213H184ZM146 212H147V214H146ZM152 212H154V214ZM170 212L172 213V216H171ZM173 212H174V214H173ZM158 214H160V215H158ZM163 214H164V216H163ZM165 214H166V216H165ZM188 215H191V216H188ZM192 215H194L193 217H195V218H193ZM190 218L192 219V221ZM193 221H195V222H193ZM168 222L173 223V225L169 224ZM178 222H179V224H182L181 225L182 227H184L183 225L186 224V226H185L186 228H185V230L184 229L183 230L186 231L187 233L182 231V227L180 225H179L180 227L177 226ZM184 222H188V223H184ZM167 224H169V225H167ZM168 226L170 227V230L168 229ZM191 226H193V227L191 228ZM187 227H189V228H187ZM188 229H190V230L187 231ZM260 230H262V232H257ZM250 231H251V233H255V235L254 234H252V235L246 234V233H250ZM73 234L74 235L71 237L73 239H75L76 241L73 240L72 238H70V240L72 242L70 240H69V242H67V244H69V246L66 245V247L62 248L66 254H70V251H72V250H75V249L79 250L80 249V251H82L84 254H87V256L93 257L95 255V257H93V259L94 258L95 259L92 261L95 264H96V262H97V264H115V262L108 261V259H107L108 253L111 251L113 252L114 251L113 248L115 246L110 245L111 247L107 248L109 245L105 246L102 243V241L100 243V241H98L96 239L98 237H95L96 240L94 238H92L93 236L89 237V239H88V236H86L87 239L84 236L82 238L80 231L74 232ZM145 237L146 236H144L143 238H139L140 243L143 242L141 246L142 247L144 246L143 248H145V250L150 249L149 251H151V249H153L152 251L155 250L154 253L155 254L157 253L156 255L159 254L160 256H164L167 254L166 251H164L162 248H160L161 244H159L158 242L152 243L150 241L151 239L149 240L150 241L149 242V241H147L148 238L146 239ZM80 238H81V240H80ZM84 239H86V240H84ZM98 239H100V238H98ZM144 239H146V241ZM93 240L95 242H92ZM195 240H197V241H195ZM77 241H80V242H77ZM199 241H201V242H199ZM203 241H204V243H203ZM74 242H75V244H73ZM198 242L200 245V246L198 245L199 247L197 246ZM216 242H218V243H216ZM256 242L257 243L259 242V243L257 244ZM92 243H95L96 245L95 244L93 245ZM193 243H195V245L197 247ZM222 243L224 246L222 245ZM217 244H219L218 245L219 247L217 246ZM261 244L263 247L257 248L258 245L261 246ZM205 245H206V247H205ZM95 246L97 248H95ZM99 246L101 247V249ZM146 247H149V248L146 249ZM156 247H157V249H156ZM117 248L118 247L114 248V249H116L115 250L116 252L119 251V249L121 247H119V249H117ZM204 248H203V250H201L202 252H205ZM219 248H221V249H219ZM105 249H107V251ZM122 250L123 251H121V249H120V251L122 252L123 255H125L124 254L125 252H126L127 256L129 254V257H126V255H125V258L129 259V261L132 260L131 262L138 261V260L142 259V255L139 251H136V254L139 252L136 255L135 252L132 250H131L132 252L126 251V250H128L127 248L122 247ZM157 250H160V251H157ZM219 250H221V251H219ZM258 250H260V251H258ZM230 251H231V253L234 252V254H231ZM104 252H105V254H104ZM235 252H236V255H235ZM237 253H240V255L244 256L245 258L242 257V259H241V256L239 254H238L239 256H237ZM230 254H231V258H230ZM235 256L239 257L240 260H242V261H240L239 259H236ZM251 256H253V257H251ZM139 257H141V258H139ZM133 258H135V259H133ZM220 258L223 261H221ZM243 258L244 259L249 258L248 259L249 261L244 260ZM250 258L251 259L253 258V259L250 260ZM224 259H225V261H224ZM109 262H111V263H109Z\"/></svg>",
  "mask_w": 264,
  "mask_h": 264
},
{
  "label": "built area",
  "instance_id": "obj_3",
  "mask_svg": "<svg viewBox=\"0 0 264 264\" xmlns=\"http://www.w3.org/2000/svg\"><path fill=\"white\" fill-rule=\"evenodd\" d=\"M190 75L164 106L159 128L171 143L184 144L201 167L240 172L264 192V73L236 48H194ZM222 76L229 87L211 81Z\"/></svg>",
  "mask_w": 264,
  "mask_h": 264
}]
</instances>
